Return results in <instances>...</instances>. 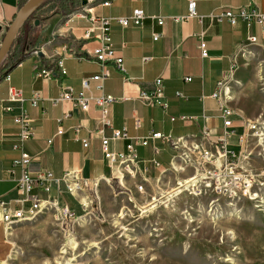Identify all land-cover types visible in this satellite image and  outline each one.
<instances>
[{
	"label": "crops",
	"instance_id": "obj_1",
	"mask_svg": "<svg viewBox=\"0 0 264 264\" xmlns=\"http://www.w3.org/2000/svg\"><path fill=\"white\" fill-rule=\"evenodd\" d=\"M26 1L0 0L2 28L5 29ZM104 1L109 4L103 5ZM188 1L88 0L86 5L96 16L112 19V48L115 55L123 59L125 74L110 62L107 64L110 76L103 82L89 80L99 72L98 64L91 57L83 54L84 58L77 59L65 52L66 48L79 50L83 45L91 51L98 45L96 40H82L88 22L85 19L65 21L57 28L65 15L54 14L51 2L45 1L36 10L31 21L37 17L41 22L38 26L28 23V35L22 33L17 41L19 49H12L0 66V199L18 195L15 187L22 169L12 162L22 152L33 158L27 169L31 176L41 170L60 178L72 171L85 181V185L121 177L117 163L106 160L102 154L100 134L96 132L100 107L91 101L87 111H80L72 100L59 99L65 86L71 88L74 95L84 91L94 98L109 95L117 99L108 106L110 127L104 128L105 135L111 137L112 129L128 133L129 140H110V150L125 152V145L133 143L135 158L132 161L137 177L141 179H158L174 169L182 171L175 175H180L177 179H183V176L192 175L195 168L191 166L193 163L186 164L178 158L181 151L171 149L160 139L141 146L136 143V138L158 131L173 138L181 137L187 146L214 151L213 143L225 131L231 132L230 136L239 133V137L245 133L242 114L229 105L230 93L227 104L234 114L228 129L223 128L219 102L212 95L220 90L218 82L226 76H230L231 92L238 63L247 51L264 52V29L240 20L232 25L210 15L248 4L264 13V0H195L197 16L174 21L173 17L187 14ZM135 9H142L146 16L139 26L123 28L114 20L130 16ZM154 16L162 17L163 25L156 24L151 18ZM154 32L159 35L155 41L152 39ZM250 36L256 37V41L251 42ZM201 40L205 43L206 57L200 53ZM34 47L39 51L32 55L30 52ZM58 61H62L65 76L57 69ZM43 68L52 72L50 76L38 72ZM125 76L129 80H124ZM157 77L163 84L161 104H144L137 99L139 90L150 92ZM186 77L190 80L185 81ZM83 79H88V89L82 86ZM11 89L21 91V103L8 102ZM35 94L39 98L34 106L31 99ZM6 106L11 109L4 110ZM22 112L29 118L33 133L25 141H20L19 126L14 122V117ZM136 117L141 120L138 128L135 127ZM204 128L208 129L209 135L204 134ZM58 129L63 134H58ZM83 139L88 143L85 147ZM154 149H158V153L155 154ZM154 161L160 164L157 168ZM6 238L7 233L0 225V260L3 248L9 244Z\"/></svg>",
	"mask_w": 264,
	"mask_h": 264
},
{
	"label": "rangeland",
	"instance_id": "obj_2",
	"mask_svg": "<svg viewBox=\"0 0 264 264\" xmlns=\"http://www.w3.org/2000/svg\"><path fill=\"white\" fill-rule=\"evenodd\" d=\"M71 7L63 3L59 11L65 16L57 28L82 5ZM237 67L229 105L242 114L246 131L227 143L240 153L236 169L252 181L245 195L229 200L206 190L194 196L183 184L191 175L177 179L182 171L175 169L150 181L130 176L92 181L80 194L61 184L59 193L53 189L57 208L8 231L0 264H264V52L247 51ZM175 187L182 191L174 194ZM65 206L74 219L60 218Z\"/></svg>",
	"mask_w": 264,
	"mask_h": 264
},
{
	"label": "built area",
	"instance_id": "obj_3",
	"mask_svg": "<svg viewBox=\"0 0 264 264\" xmlns=\"http://www.w3.org/2000/svg\"><path fill=\"white\" fill-rule=\"evenodd\" d=\"M109 1H104L103 5L107 6ZM196 1L189 0L187 3L188 12L184 17H173L174 21H184L187 18L196 17ZM211 18L221 21L222 19L227 20V22L235 25L237 21L246 22L247 25L256 24L262 29H264V13L259 12L258 9L251 5H244L241 7L225 8L217 14H211ZM146 18L142 9H135L132 14L124 18H114V20L124 27L139 26L142 21ZM152 20L156 21V24L163 25V18L159 16L151 17ZM78 19H85L88 25L84 31L82 40H96L98 45L94 47L93 50L87 51L84 45L79 48V50H72V48H66L65 52L68 56H73L77 59L84 58L83 54L92 58L99 66V72L95 73L89 80L93 82H103L105 79L109 78L110 71L108 70L107 64L112 62L115 67L125 74L123 70V59L115 55L112 48V40L110 37V21L111 18H104L96 16L91 8L87 5L82 6L77 13L69 16L67 21H73ZM66 21V22H67ZM158 33L152 35V39L155 41L158 38ZM250 41L255 42L256 37L250 36ZM71 49V50H70ZM200 53L203 57L207 56L205 43L201 40L199 44ZM38 49L31 51V54H37ZM57 69L61 76H65V68H63L62 61L57 62ZM43 76H50L52 73L50 70L40 69L38 71ZM124 80H129L125 76ZM190 77H186L185 81H189ZM230 81V76H226L221 81L218 82L220 90H217L212 98L218 100L219 110L223 118V128L228 129L231 127V120H229L234 114V110L231 109L227 104V99L230 93V87L228 85ZM154 88L147 92L145 90H139L137 99L142 101L144 104L153 105L155 103L161 104L160 99L163 98V84L162 79L157 77L153 82ZM82 86L88 89V79H83ZM101 89L102 86H97ZM39 96L35 94L31 102L34 106L37 104ZM61 100H72L75 102L76 106L80 111H87L91 101L100 107V120L99 127L96 128V132L100 134L101 147L103 157L110 161L117 163L118 171L122 179L126 176L137 177L136 168L133 164V159L135 158V146L133 143L128 142L125 146V152H115L110 150L109 142L110 140H129L128 133L126 131H121L117 129H112L111 137L105 135L104 128L110 127V121L108 120V106L116 102L112 96L100 95L96 98L87 96L84 91L79 94L74 95L71 88L64 87L63 92L59 96ZM8 102L21 103L23 101L21 91L10 90ZM165 106V104L163 105ZM10 110L11 107L6 106L4 110ZM184 119V117H182ZM173 120V118H172ZM14 122L19 126V138L20 141H25L33 136L32 129L30 127L29 118L22 112L14 117ZM141 120L139 117L135 118V127L140 126ZM252 128L257 131V127L254 124ZM58 134H63L61 129L57 130ZM204 134L209 135L208 129L204 128ZM231 132L225 131L223 135L218 137L214 144V151L199 148L198 146H187L183 143V139L173 138L170 135L163 134L161 132H150L142 138H136L135 141L139 145L147 146L150 141H156L160 139L165 145H168L171 149L175 151H181L178 156L179 159L184 160L186 164L191 163L193 157L189 159V156L196 157L195 163L192 165L195 168L193 175L184 182L185 186L190 191V194L194 196H200L206 190H216V193H222L229 198V200H234L235 196H238V192L247 193L250 188L246 176L238 172L236 169L237 161L240 153L238 154L235 150L229 149V143H227L228 137ZM50 144V141L48 142ZM87 140H82V145L87 146ZM183 148L182 150H180ZM154 153H158V149H154ZM218 158L221 159L220 163L217 162ZM32 156L26 152H22L21 156L13 160V165H20L22 173L18 178L16 184V197L11 199H0V225L3 226L6 233L12 230L19 223L25 221H31L38 217L39 214L44 213L53 208H57V196L52 195L53 189L59 193L60 185L63 184L65 190L69 193H83L85 189V181L79 177L75 172L69 171L65 173L62 177L56 178L52 173L47 171H38L35 176H31L28 172V166L32 160ZM155 167L160 164L157 161L153 162ZM56 184V188L53 187ZM181 183H178L180 185ZM97 185V181H95ZM183 186V185H182ZM137 191L143 192V185L139 184L136 186ZM251 189V188H250ZM41 190L46 193L43 198L35 191ZM74 213L66 206L60 209V218L63 221H68L74 219Z\"/></svg>",
	"mask_w": 264,
	"mask_h": 264
},
{
	"label": "water",
	"instance_id": "obj_4",
	"mask_svg": "<svg viewBox=\"0 0 264 264\" xmlns=\"http://www.w3.org/2000/svg\"><path fill=\"white\" fill-rule=\"evenodd\" d=\"M46 0H27L23 5L18 8L14 18L4 28L0 26V66L4 62L5 57L14 45L15 39L18 34L23 31L24 35H28V22L34 17L36 10ZM88 0H81V5H86ZM40 20L34 18L33 25L38 26Z\"/></svg>",
	"mask_w": 264,
	"mask_h": 264
},
{
	"label": "trees",
	"instance_id": "obj_5",
	"mask_svg": "<svg viewBox=\"0 0 264 264\" xmlns=\"http://www.w3.org/2000/svg\"><path fill=\"white\" fill-rule=\"evenodd\" d=\"M53 1L54 0H46V2L45 3H48V2H51V3H53ZM60 1V3H59V5H52V12L54 13V14H57V13H60V11L59 10H61L60 8H62V6H63V3L65 2V1H67L72 7L71 8H76V7H78L79 5H80V3H81V0H59ZM52 13V14H53ZM49 16V15H48ZM37 18V17H36ZM38 19H41V18H38ZM48 19V17H46L45 18V20H47ZM19 45H20V43H18L17 45H16V47H15V50L16 49H19Z\"/></svg>",
	"mask_w": 264,
	"mask_h": 264
},
{
	"label": "bare ground",
	"instance_id": "obj_6",
	"mask_svg": "<svg viewBox=\"0 0 264 264\" xmlns=\"http://www.w3.org/2000/svg\"><path fill=\"white\" fill-rule=\"evenodd\" d=\"M254 124H251L250 125V127L251 128H254V127H252ZM262 136V135H261ZM220 161H221V159L220 158H218V160H217V162L218 163H220ZM175 166H176V163H175ZM180 181V180H179ZM183 184H185V183H183ZM183 184H180L179 186H182ZM248 185H249V187H251V185H252V181L250 180V181H248ZM249 190V189H248ZM247 190V191H248ZM171 191V190H170ZM173 191H174V194L176 193V194H178L179 192H181L182 190L179 188V187H175L174 189H173ZM154 200V199H153ZM85 202V200H84V198L82 199L81 198V202ZM154 204V203H153ZM147 205V204H146ZM150 208V207H149ZM85 218V217H84Z\"/></svg>",
	"mask_w": 264,
	"mask_h": 264
}]
</instances>
